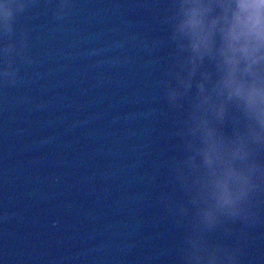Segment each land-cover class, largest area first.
I'll return each mask as SVG.
<instances>
[{
  "label": "water",
  "instance_id": "obj_1",
  "mask_svg": "<svg viewBox=\"0 0 264 264\" xmlns=\"http://www.w3.org/2000/svg\"><path fill=\"white\" fill-rule=\"evenodd\" d=\"M19 16L21 79L0 83V264H181L184 230L161 197L183 198L170 163L181 155L156 81L167 50L156 0H72ZM3 43L9 38L3 37ZM159 57L160 62L153 61ZM259 221L230 225L239 264H264Z\"/></svg>",
  "mask_w": 264,
  "mask_h": 264
},
{
  "label": "clouds",
  "instance_id": "obj_2",
  "mask_svg": "<svg viewBox=\"0 0 264 264\" xmlns=\"http://www.w3.org/2000/svg\"><path fill=\"white\" fill-rule=\"evenodd\" d=\"M38 0H0V83L21 79L17 60L26 39H11L17 18ZM166 25L154 49L167 50L156 86L179 116L174 135L181 155L171 161L183 198L162 205L184 230L181 264H239L241 248L226 245L231 224L259 221L264 193V0H156ZM62 20L72 0H46ZM8 37V43L2 38ZM154 63H159L157 57Z\"/></svg>",
  "mask_w": 264,
  "mask_h": 264
}]
</instances>
